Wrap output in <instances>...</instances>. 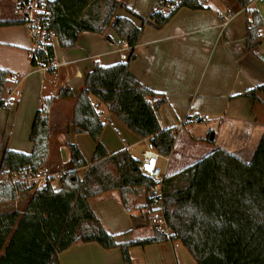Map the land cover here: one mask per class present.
I'll list each match as a JSON object with an SVG mask.
<instances>
[{
    "label": "trees",
    "instance_id": "trees-1",
    "mask_svg": "<svg viewBox=\"0 0 264 264\" xmlns=\"http://www.w3.org/2000/svg\"><path fill=\"white\" fill-rule=\"evenodd\" d=\"M203 1L177 0L169 13L151 12L144 19L127 8L128 0H54L49 29L57 36L61 49L75 47L81 33L103 35L110 27L130 53L122 63L107 67L94 64L74 98L69 123L75 134H87L93 142L90 163H86L76 145L65 139L70 158L59 175L57 189L51 185L52 179L32 192L29 188L21 189L22 206L11 186H0V204L16 203L14 209L0 212V264H59V254L77 242L102 245L104 230L88 199L124 187H142L147 193L156 186L139 172V162L126 150L107 153L100 141L103 124L91 98L105 106L130 132L147 139L151 149L161 157H169L176 131L161 129L157 113L165 100H155L158 94L142 86L132 76L129 66L145 27H164L181 8L207 9ZM235 3L241 9L249 4L248 0H235ZM117 9L138 20L140 26L128 17H116ZM246 13L245 47L256 55L262 18L254 9ZM12 26H19V22L0 18V28ZM106 40L110 38L106 36ZM48 59L53 61L52 52ZM45 60L42 54H30L33 68ZM11 75L0 69V109L6 107L2 95ZM243 96L262 102L264 84ZM72 97L68 88H62L54 99ZM52 101L45 99L35 112L29 135L30 154L3 148L0 134V172L38 171L45 166L49 140L47 114ZM188 119L184 124L189 123ZM82 168L86 171L81 178L78 170ZM144 208L145 223L149 214L162 211L170 235L153 228L151 238L119 244L123 264H131L129 248L169 241L179 242L195 264H264V132L249 161L216 148L176 173L164 175L160 208L155 209L148 196ZM137 228L133 219L127 233Z\"/></svg>",
    "mask_w": 264,
    "mask_h": 264
},
{
    "label": "crops",
    "instance_id": "crops-1",
    "mask_svg": "<svg viewBox=\"0 0 264 264\" xmlns=\"http://www.w3.org/2000/svg\"><path fill=\"white\" fill-rule=\"evenodd\" d=\"M205 1L203 5L207 9L181 8L164 27H145L129 66L132 76L142 86L158 94L155 100L164 98L165 102L157 112L161 129H174L177 133L168 161L159 159L157 162L158 166L160 163L163 166L165 175L176 173L194 162L188 163L191 160L187 159L193 158L192 152L199 148V144L187 139L177 150L176 140L182 141L180 134L196 118L209 114L208 120L199 121L210 122L213 119L216 123V129H209L213 131V139L209 141L213 143L218 136L224 137L216 148L243 161L251 159L264 132V96L261 97L262 102L243 96L248 90L264 84V31L261 29L256 55L245 47L246 12L254 9L261 15L264 1L245 9L239 8L235 0ZM131 2L128 0L127 8L147 19L154 1L138 0L134 5ZM115 16L129 18L120 9L116 10ZM0 18L16 21L13 14L3 18L0 13ZM130 19L140 26L138 20ZM126 47L118 42L110 27L103 35L84 32L79 35L75 47L63 50L58 45L54 49V69L47 72L31 66L30 42L22 27L0 28V69L7 70L19 80L18 83L8 81L3 91L6 107L0 109L2 147L30 154L32 143L29 135L35 112L45 99H52L47 114L50 134L47 163L54 158V149L60 159V147L67 139L79 148L89 164L94 144L87 142V137L90 138L87 134H75L68 122L74 98L94 64L107 67L125 62L122 55L129 56L130 53ZM62 88H68L73 97L54 99ZM91 100L97 105L103 124L100 141L107 153L126 150L139 162L142 152L150 148L148 140L130 132L105 106L93 98ZM186 118H189V123L180 129L179 125L185 123ZM107 129L113 131L121 143L124 141L120 134L129 136L130 144L110 151ZM80 138L87 147L81 145ZM142 144L147 148L139 153V157L131 154L134 147ZM69 158L68 153L66 161H60L66 165ZM85 171L86 168L79 169L78 175L82 178ZM146 196L142 187H124L89 198L88 204L104 230L102 245L77 242L59 254V264H123L119 244L153 236L152 227L144 220ZM133 219L139 228L127 233L132 228ZM129 257L131 264H195L177 241L131 247Z\"/></svg>",
    "mask_w": 264,
    "mask_h": 264
},
{
    "label": "built area",
    "instance_id": "built-area-1",
    "mask_svg": "<svg viewBox=\"0 0 264 264\" xmlns=\"http://www.w3.org/2000/svg\"><path fill=\"white\" fill-rule=\"evenodd\" d=\"M259 1L261 0H248L247 7ZM53 2L54 0H9L14 19L19 22V26L23 28L29 39V54H42L46 57L44 62L37 65L38 68L43 70L54 67V49L58 46L57 36L49 29L50 7ZM204 2L206 1H203L202 4ZM176 3L177 0H155L151 12L165 15L175 8ZM126 48L130 50L128 46ZM49 52L53 54V61L48 59ZM121 59L127 60L128 56L122 55ZM9 82L18 83V77L11 75ZM199 120H208V116L204 115L202 118L195 119L196 122ZM183 126L184 123L180 124L179 128L181 129ZM159 159H163L165 162L168 161V158L161 157L150 147L142 152V159L138 165L139 172L156 183V186L147 192V196L154 202L155 209L160 208L161 184L165 175L164 171L157 165ZM57 176L40 170L24 169L15 173L3 170L0 172V186H11L15 190L16 197H18L19 190L29 188L34 191L40 189L49 179H56ZM14 205L16 206V203ZM149 216L152 228L166 236L170 235V230L163 219L161 210Z\"/></svg>",
    "mask_w": 264,
    "mask_h": 264
},
{
    "label": "rangeland",
    "instance_id": "rangeland-1",
    "mask_svg": "<svg viewBox=\"0 0 264 264\" xmlns=\"http://www.w3.org/2000/svg\"><path fill=\"white\" fill-rule=\"evenodd\" d=\"M153 1L155 2V0H153ZM136 2H138V0H132L131 3L134 5ZM259 5H260V3H259ZM0 13H1V17H3V18H7L9 16L10 17L12 16L11 7H10V4H9V0H0ZM260 16L262 18V31H264V12H262V14ZM130 17L131 16H129V18ZM51 105H52V103H51ZM71 114H70V116H71ZM207 115L209 117V114H207ZM70 116L68 118V122L70 120ZM216 126L217 125H216V123L213 122V119L210 122H196V121H193V123L191 124V126L190 125H187L186 126V129H184V131H182V133L180 134V136H181L180 139L182 141L179 142V139L176 140V143H178L177 144V150L179 148L183 147L182 144H184L187 139H192L194 142H196V143L199 144V148H195L193 150V152H192V154L194 155L193 158L192 157H188L187 161H190L191 160L188 163H191L192 161H196L199 157L204 156L208 151L211 152L216 147L220 146L219 143H221V140L224 139V137H222V136L221 137L218 136V138L213 143H211L209 141L210 135L213 133V131L210 132L209 129L210 128H215L216 129ZM106 134H107V137H108L109 143H110L109 144L110 145L109 146L110 148H108L110 151H115V150L117 151V149H119L118 147H122L124 145L130 144L131 138L129 136H125L124 134H122V135L120 134V136L123 138V141H124L123 143H121L120 139L116 136V134L113 131L107 129ZM175 136H177V133H175ZM49 137H50V134H49ZM202 138H204L205 140H201ZM86 140H87V142H89L90 145H91V143L93 144V142L91 141L90 138L87 137ZM79 141H80V143H81V145L83 147H85V146L87 147V144L86 145L83 144V138H80ZM48 144H49V140H48ZM145 148H147V147L144 144L139 145L137 147H134L132 149V151H131V154H133L136 157H139V153L143 149H145ZM53 151H54L53 152L54 153V158L52 159V161L50 163H47V161H46L45 166L44 167H41L40 168V171L58 175L56 179H53L51 181V185L55 189H57L58 186H59V183H58L59 175L62 173V171H64L63 169L65 168V165H63L61 163V161L62 162L66 161L67 154L69 153V151H68L67 147L63 144L60 147V155H59L60 159L57 157V152L55 151V149ZM48 153H49V147H48ZM192 159H194V160H192ZM184 165H187V164H184ZM159 166L161 167V169H163V166L161 165V163H160ZM17 201H19V205L21 203L22 206H23L24 196L21 195V194L18 195V200ZM15 207L16 206L14 205V203H12V202H5V203L0 204V212H5V211H8L10 209H14ZM149 215H151V214H149ZM146 221H147L148 224H150V218L148 220H146ZM150 226H151V224H150ZM152 231H154L153 228H152Z\"/></svg>",
    "mask_w": 264,
    "mask_h": 264
},
{
    "label": "water",
    "instance_id": "water-1",
    "mask_svg": "<svg viewBox=\"0 0 264 264\" xmlns=\"http://www.w3.org/2000/svg\"><path fill=\"white\" fill-rule=\"evenodd\" d=\"M212 139H213V134L210 135V139L209 140L211 141Z\"/></svg>",
    "mask_w": 264,
    "mask_h": 264
}]
</instances>
